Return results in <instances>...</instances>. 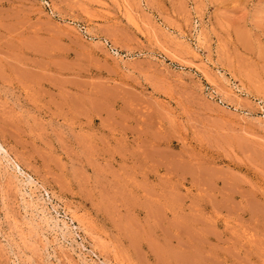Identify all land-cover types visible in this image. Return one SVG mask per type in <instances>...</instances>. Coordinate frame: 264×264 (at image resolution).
<instances>
[{"label":"rangeland","instance_id":"374dc122","mask_svg":"<svg viewBox=\"0 0 264 264\" xmlns=\"http://www.w3.org/2000/svg\"><path fill=\"white\" fill-rule=\"evenodd\" d=\"M0 125V264H264V0H0Z\"/></svg>","mask_w":264,"mask_h":264},{"label":"bare ground","instance_id":"6f19581e","mask_svg":"<svg viewBox=\"0 0 264 264\" xmlns=\"http://www.w3.org/2000/svg\"><path fill=\"white\" fill-rule=\"evenodd\" d=\"M31 46V45H30ZM33 64V63H32ZM31 65V64H30ZM34 65V64H33ZM39 66V65H38ZM28 74V73H27ZM31 77V76H30ZM26 78V77H25ZM34 78V77H33ZM38 79V78H37ZM41 79V78H40ZM25 80H27V78L25 79ZM39 80V79H38ZM103 95V94H102ZM107 95H109V94H107ZM105 97V96H104ZM33 98V97H32ZM74 101V100H73ZM90 101V100H89ZM88 102V101H87ZM91 103V102H90ZM96 103V102H95ZM89 104V103H88ZM98 104V103H97ZM70 105H71V103H70ZM92 105H93V103H92ZM75 107V106H74ZM92 107H94V106H92ZM92 109V108H91ZM93 110V109H92ZM86 111V110H85ZM1 126V125H0ZM1 137V136H0ZM0 151H2L5 155H7L8 153H6L5 151H4V149L1 147V145H0ZM18 168V170H20L19 169V167H18V165H15V168ZM14 168V167H13ZM14 168V169H15ZM251 203V202H250ZM252 205V204H251ZM252 209V208H251ZM251 214V213H250ZM252 214H254V213H252ZM258 216V215H257ZM121 225V224H120ZM133 235V234H132ZM136 238V237H135ZM158 250V249H157ZM200 250V249H199ZM161 252V251H160ZM173 252V251H172ZM167 254V253H166ZM175 254V253H174ZM196 254V253H195ZM165 257V256H164ZM194 257V256H193ZM187 259V258H186ZM185 260V259H184Z\"/></svg>","mask_w":264,"mask_h":264}]
</instances>
